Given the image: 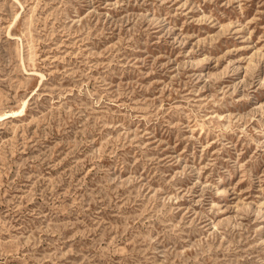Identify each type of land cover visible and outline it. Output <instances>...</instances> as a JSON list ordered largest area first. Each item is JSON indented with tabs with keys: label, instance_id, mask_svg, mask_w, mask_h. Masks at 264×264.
Wrapping results in <instances>:
<instances>
[{
	"label": "rangeland",
	"instance_id": "obj_1",
	"mask_svg": "<svg viewBox=\"0 0 264 264\" xmlns=\"http://www.w3.org/2000/svg\"><path fill=\"white\" fill-rule=\"evenodd\" d=\"M0 264H264V0H0Z\"/></svg>",
	"mask_w": 264,
	"mask_h": 264
}]
</instances>
